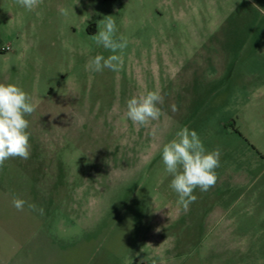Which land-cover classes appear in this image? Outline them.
<instances>
[{
	"label": "rangeland",
	"instance_id": "obj_1",
	"mask_svg": "<svg viewBox=\"0 0 264 264\" xmlns=\"http://www.w3.org/2000/svg\"><path fill=\"white\" fill-rule=\"evenodd\" d=\"M253 5L264 0H43L32 11L0 0V83L36 105L30 157L0 168V264H264L254 224L231 239L243 133L259 131L264 159V12ZM107 16L128 41L120 70H85L112 54L91 38ZM147 91L163 95L161 116L134 125L126 101ZM183 127L221 151L216 185L195 189L187 210L162 162ZM240 165L264 189V161Z\"/></svg>",
	"mask_w": 264,
	"mask_h": 264
},
{
	"label": "clouds",
	"instance_id": "obj_2",
	"mask_svg": "<svg viewBox=\"0 0 264 264\" xmlns=\"http://www.w3.org/2000/svg\"><path fill=\"white\" fill-rule=\"evenodd\" d=\"M28 11L38 7L43 0H16ZM257 7L261 12L264 8ZM62 15H68V10L61 8ZM117 26L113 16H107L98 22V32L91 36L97 46H102L112 54L105 58L96 55L85 65V70L102 72L104 68L119 71L122 65V53L128 45L125 37H117ZM163 95L159 91H147L133 96L126 101V117L134 125L146 126L161 116ZM36 110L32 97L16 84L0 83V168L9 159L30 157L29 120L26 119ZM172 110H178L172 105ZM219 148L207 150L195 130L187 127L176 132L174 139L162 147V162L166 172L172 176L170 187L178 195V204L187 210L190 203L197 197L193 195L195 189L207 192L214 187L218 180L216 169L220 167ZM26 201L14 196L12 205L17 211H23ZM32 211H39L43 215V208L37 209L35 204H28ZM158 230V229H157Z\"/></svg>",
	"mask_w": 264,
	"mask_h": 264
},
{
	"label": "crops",
	"instance_id": "obj_3",
	"mask_svg": "<svg viewBox=\"0 0 264 264\" xmlns=\"http://www.w3.org/2000/svg\"><path fill=\"white\" fill-rule=\"evenodd\" d=\"M260 124V121L258 122ZM254 128L260 125L253 124ZM248 132V131H246ZM254 135H241L243 146V157H239L237 162L231 165V239L237 238L235 233L247 228V224H254L257 237L264 234V189L261 187V175L254 174V170L241 163H262L261 145L259 131H254ZM245 136V137H244ZM249 237L244 236V238Z\"/></svg>",
	"mask_w": 264,
	"mask_h": 264
}]
</instances>
